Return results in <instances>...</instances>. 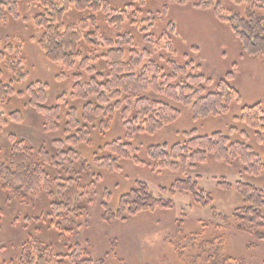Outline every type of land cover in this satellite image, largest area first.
<instances>
[{"label":"trees","instance_id":"1","mask_svg":"<svg viewBox=\"0 0 264 264\" xmlns=\"http://www.w3.org/2000/svg\"><path fill=\"white\" fill-rule=\"evenodd\" d=\"M21 1L23 0H0V25H7L11 19L21 18ZM115 1L34 0L40 12L34 16L33 25L41 34L38 46L47 62L59 65L63 70L61 75L65 71L81 69L98 76L97 80L101 81L97 83L92 80L85 87L76 84L71 96L85 99L92 97L95 90L102 89L105 92L115 89L114 97L121 92L125 94V107L117 109L121 110L125 138L106 144L104 150L108 156L96 158V162L113 174L123 172L119 165L123 161L147 166L154 172L185 175L211 161L227 167H237L239 179L236 183H221L225 189L235 190L241 200V207L230 214L233 225L236 230L255 241L264 242V188H257L243 180L247 175L264 176L263 104L260 102L241 106L239 115L233 117L235 123L249 130L251 139L257 142L258 148L248 142L234 141L223 132L200 135L193 131L183 133V141L174 145L146 148V160L142 162L133 146L135 137L156 136L177 124L182 117V112L173 104L148 97L146 92L175 99L191 108L194 117L199 120L205 117L219 119L228 115L232 104H240L242 97L235 88L233 72L216 81L202 74L200 65L187 60L185 55L176 50L174 23L163 13H148L145 17L141 11L148 9L149 0H135L136 4L120 7L116 6ZM168 1L182 5L192 2L199 9L212 10L215 19L223 23L238 40L242 49L241 57H251L264 64V0ZM72 13L81 18L69 22L68 17ZM101 21L107 30L101 28ZM136 28L139 30H133ZM110 31L116 36L107 33ZM123 41H126L123 45L130 44L132 48H121L119 44ZM144 42L153 49H139ZM22 45L23 41L19 37L0 36V104L12 107L14 100L26 97L28 106L43 117L45 132H59L63 128L66 135L64 140L55 142L59 151L57 157L52 156L45 148L35 150L25 141L10 136V156L6 162L0 156V188L5 193L7 203L19 201L29 205L55 195L53 190L59 181L49 169L61 167L65 161L70 165L74 164L79 156L74 148L90 145L92 142L91 122L104 113L109 114L107 121L100 124V130L102 133L111 130L116 108H112L111 112L102 109L104 107L100 104L108 103L106 93L96 92L98 103L86 105L82 122L78 121V112L74 108L70 109L64 122V96L57 99V105L49 106L51 97L48 84L39 81L30 84L25 91H19V87L30 78L26 60L20 54ZM101 62L108 68L105 78L100 75L98 68ZM160 62L164 64L161 65ZM137 69L140 71L138 74ZM58 77L62 79V76ZM104 80L105 83L102 82ZM119 107L120 104L117 105ZM9 120L22 122L23 118L18 111H12L8 118L0 113V128L6 126ZM242 133L245 134V131L242 130ZM197 178L199 177L186 176L177 179L169 187L159 188V195H155L147 183L135 182L132 190L119 197L116 211L105 207L102 220L108 225L118 222L127 224L143 214L173 210L177 207L175 197L182 195L188 196L192 205L210 209L215 214L212 193L201 186ZM109 198L111 201L112 197L105 192L107 202ZM0 214L2 215L1 208ZM71 216L70 208L62 203L52 202L50 212L38 220L49 222L50 227H54L55 231L65 237L74 229L63 227L61 223L67 221L72 224ZM183 224V221H178V234L184 232ZM193 242L200 253L199 258H203L205 264H237L235 258L225 254L227 244L222 234L211 240ZM20 248L19 255L13 254L3 264H95L93 250L80 245L69 247L66 253H59L52 244L29 236ZM116 251V248L113 249L115 257ZM191 264H198V259L192 258Z\"/></svg>","mask_w":264,"mask_h":264},{"label":"rangeland","instance_id":"2","mask_svg":"<svg viewBox=\"0 0 264 264\" xmlns=\"http://www.w3.org/2000/svg\"><path fill=\"white\" fill-rule=\"evenodd\" d=\"M115 4L120 7L125 4H136V1L116 0ZM148 5V9H141L144 16H148V13L158 15L159 12L166 15L175 25L173 36L176 50L181 55H185L187 60L200 65L202 74L219 81L227 73H234L233 82L241 94L242 101L240 104H232L229 114L224 117L219 119L205 117L199 120L194 117L191 108L176 102L175 99L146 92L148 97L173 104L182 112V117L177 124L166 128L156 136H136L133 146L138 153L137 156L143 162L146 160L144 155L146 148L163 144L174 145L183 141V133L193 131L200 135L223 132L234 141L248 142L258 148L257 142L251 139L252 134L249 130L235 123L233 117L239 115L241 106H251L260 102L264 106V64L251 57H241L242 49L238 40L223 23L215 19L212 10L199 9L192 2L182 5L169 3L168 0H149ZM20 12L19 20L11 19L7 25H0L1 37L15 36L23 41L20 54L26 60L30 78L19 87V91L23 92L30 84L39 81L48 84L51 97L49 106L57 105V99L64 96L65 102L62 104L64 122L71 108L77 110V119L82 122L86 105H97L96 92L102 91L106 93L105 97L108 101L104 105L100 104L104 107L102 109L111 112L112 108H116V115L112 129L104 133L100 130V124L107 121L109 114L104 113L91 122L92 142L90 145L74 148L79 153L74 164L70 165L65 161L63 166L49 169L59 181L58 186L53 190L55 194L53 197H44L35 203L30 202L29 205L21 204L19 201L7 203L5 193L0 188L2 210L0 264L9 260L13 254L19 255L20 246L29 236H35L52 244L59 253H66L69 247L77 245L92 249L95 264H191L192 258H197L198 264H205L203 258H199L200 253L193 241L211 240L221 234L227 244L225 254L235 258L237 264H264V242L255 241L249 235L236 230L233 225L230 214L241 207L238 194L235 190L225 189L221 185L224 181L234 185L239 179V168L227 167L211 161L185 175L154 172L147 166L142 167L131 161H123L119 164L123 172L113 174L96 162V158L108 156L104 150L106 144L125 138L121 110H117L126 105L124 92L114 97L115 89L111 92L102 89L95 90L92 97L73 98L72 88L76 84L85 87L92 80L100 83L101 81L97 80L98 76L88 74L81 69L65 71L61 75L63 72L61 67L47 62L38 46L41 34L34 27L33 18L40 12L39 6L34 0H23L20 2ZM80 18L81 16L72 13L68 20L73 22ZM100 25L102 29H108L103 21ZM137 29L133 30L137 31ZM107 33L116 36L112 31ZM123 43L126 41L119 44L121 48L126 50L132 48L130 44L123 45ZM139 47V49L150 48L145 42ZM160 64L164 63L160 62ZM98 68L100 75L105 78L108 74L107 65L101 62ZM139 72L137 69L136 73ZM58 76H62V79ZM8 77L9 75L7 79ZM27 102L28 99L24 97L14 100L12 107L0 104V113L5 118H8L12 111H18L23 118L22 122L9 120L6 126L0 128V156L4 162L8 160L12 149L10 136L25 141L35 150L45 148L54 157L59 153L55 142L66 137L63 128L59 132H45L43 117L30 108ZM119 104L120 107L117 108ZM108 111L106 113H109ZM65 149L71 148L65 147ZM186 176L199 177L197 179L200 185L212 193L215 214L210 209L192 205L189 197L182 195L175 197L177 207L173 210H158L152 214H143L127 224L118 222L108 225L102 220L105 207L116 211L119 197L132 190L135 182L147 183L153 193L159 195V188H167L177 179ZM243 180L257 188H264V176L247 175ZM105 192L112 197L111 201L110 198L109 202L106 201ZM52 202L62 203L71 210L72 224L63 221L61 225L74 231L65 237L55 231L54 227H50L49 222L38 220L50 212ZM178 221L184 222L182 234L177 233ZM58 229L62 231L60 227ZM191 237L198 239H190ZM115 248L116 257L113 253Z\"/></svg>","mask_w":264,"mask_h":264}]
</instances>
